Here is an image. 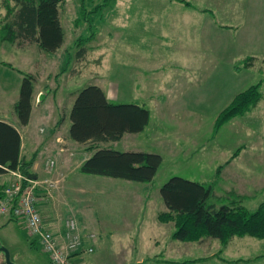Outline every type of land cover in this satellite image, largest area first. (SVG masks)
<instances>
[{
  "label": "rangeland",
  "instance_id": "1",
  "mask_svg": "<svg viewBox=\"0 0 264 264\" xmlns=\"http://www.w3.org/2000/svg\"><path fill=\"white\" fill-rule=\"evenodd\" d=\"M263 2L236 0L231 10L237 13L226 21L221 12L228 4L226 0H64L60 9L64 43L55 53L21 51L10 40H3L8 31L0 29V81L9 86L8 116L12 119L15 113L11 97L18 98L24 74L34 75L38 91L48 97L35 108L24 131L37 129L40 124L54 129L59 121L69 133L74 100L88 85L102 88L111 103L137 104L150 111L144 131L126 134L118 144L110 145L122 152L161 155L156 176L142 183L86 175L82 183L86 192L70 197L77 213L69 216L82 218L83 222H77L82 249L93 251H79L69 264L75 256H81L79 264L125 263V244L117 241L120 235L129 236L128 241L134 243V257L143 245L147 251V238L148 253L160 250L153 241L166 248L173 240L174 225L158 220L167 210L161 187L174 176L211 186L210 203L217 206L239 201L236 204L253 212L264 203V35L250 34L264 30V14L256 10ZM99 3L105 6L85 22L84 15ZM248 3L255 7L251 15ZM6 7V0H0L1 13ZM200 12L204 16H195ZM214 18L218 24L230 20L235 24L233 29L223 26V30H215L214 38L212 35L216 60L207 45L212 27L205 24ZM225 29H232V34ZM194 41L200 46L198 51L210 59L203 58L205 63L196 60L194 65L187 62V69H182L180 55L184 49L181 56L193 54ZM260 83V101L219 124L233 99ZM39 113L53 114L54 124L37 123ZM95 145L105 148L106 143ZM89 146L74 142L76 158L88 153ZM42 151L35 159L40 165L48 156H55L49 150ZM127 222L132 225L130 231L125 228ZM58 231L64 234L67 229ZM0 239L22 264H54L41 251L39 242L14 220L0 216ZM251 239L247 247H238L240 258L250 260V264H264L260 257L264 256V240ZM150 263L161 264L160 259Z\"/></svg>",
  "mask_w": 264,
  "mask_h": 264
},
{
  "label": "trees",
  "instance_id": "2",
  "mask_svg": "<svg viewBox=\"0 0 264 264\" xmlns=\"http://www.w3.org/2000/svg\"><path fill=\"white\" fill-rule=\"evenodd\" d=\"M11 2L13 6L6 0V24L3 30L8 31V36H4L3 40L20 43L23 38L26 43L36 42L40 50L49 53H55L62 47L64 30L60 9L64 0ZM80 2L84 3V0ZM104 6L101 3L94 6L91 13L84 15L85 22L91 18L90 14L98 12ZM15 29H18V33ZM35 83L34 75L24 74L19 99L15 104V112L22 126H26L31 118ZM261 84L239 93L223 111L219 124L254 107L262 96L259 92ZM70 119V139L76 143L90 144L87 150L93 152L81 164L79 170L82 174L142 183H149L154 179L162 164L161 155L122 152L95 145L116 142L126 134L144 131L150 120V111L147 108L137 104L111 103L102 88L88 85L78 92ZM20 148L21 138L18 130L0 121V175L18 169L33 176L29 171L32 163L20 160ZM221 168H218V172ZM212 195L211 186L178 176L170 178L161 187V196L167 210L158 215V220L161 223L173 222V240L197 242L210 237L218 239L223 246L235 237L250 236L264 240V203L250 212L243 205L236 204L239 201L219 206L210 203Z\"/></svg>",
  "mask_w": 264,
  "mask_h": 264
},
{
  "label": "crops",
  "instance_id": "3",
  "mask_svg": "<svg viewBox=\"0 0 264 264\" xmlns=\"http://www.w3.org/2000/svg\"><path fill=\"white\" fill-rule=\"evenodd\" d=\"M226 1L228 4L225 6V9L221 12L227 21L228 19L234 17L237 11L234 9L231 10V7L236 4V0H226ZM13 5L14 4L12 2L11 6ZM229 6L230 8H228ZM247 8H249L247 11L248 15H251L255 11L254 4L251 5L250 3H248ZM256 10L261 11L264 14V2L259 4ZM181 16L183 17L185 15L182 14ZM195 16H199V17L204 16V13L200 12L195 14ZM5 18H6V12L5 13L0 12L1 31L3 30L4 25L6 24ZM202 20L203 19H201V21ZM205 24H208V27H212L211 30L208 31L209 39L207 40L208 41L207 45H208V52L209 53L211 52V54H213L214 60H216V51H217L215 47L216 43L212 42V35L214 38L216 35L215 30L220 29L223 26L230 27L233 29L234 27L232 26H235V24L233 23V20H230V22H224L218 24L215 21V18H214V22H211L210 20L209 21L205 20ZM232 29H225V31L229 32V34H232ZM15 31L18 33V29H15ZM250 34L264 35V30H257V32H252ZM186 37L188 39V37H190V34L187 33ZM13 46L20 49L21 51H25L26 49V51L32 50V52L34 53L38 52V54H40V48L36 42L26 43L23 38L21 39L20 43H13ZM36 46H37V51H35ZM191 47L192 50H190V52L192 53L193 51V54L187 56L186 55L181 56L183 55L186 49L182 51L181 55L179 53L180 61L184 62V64L180 65V67L183 66L182 69H187V62L188 63L192 62L194 65V62L196 60L202 62L203 58H205L206 60L210 59L209 55L206 56L205 54L198 51V47H200L198 46V42L194 41V46L191 45ZM202 48H203V44H202ZM202 63L205 62L203 61ZM34 65H35V60H34ZM37 87L38 86L36 85L31 118L35 108L39 109L41 103H43L48 98V97L45 98V95H42V93L38 91ZM11 99L13 101L12 103L15 109V104L18 101L16 99H19V96L18 98H16V96L11 97ZM9 100H10L9 86L7 83H4L1 80L0 81V121L6 122L18 130L21 138L20 160H22L23 162L32 163L31 167L29 168V171L30 173L33 174V177H36L39 180H44L51 177L46 172L45 163H47L48 160H53L56 163L53 177L54 178H57L59 176L64 177V181L62 182L59 189L53 191L51 195L42 199L40 203V210L45 222L47 223L48 228L52 230L57 228L62 229L65 227V221L71 217H74L76 221L79 223L83 222L82 218L77 216V214L76 216H69L70 215L69 213L72 212L77 213L72 203L70 202L71 201L70 197H77L78 194H82L86 192V189L82 187V183L86 178V174H82L79 168L81 164L93 154V152L88 151V153L81 154L79 156V159H77L76 158L77 151L74 147V141L70 139L69 133H67V129L59 121H56L55 123L56 126L54 127V129H48L40 124L37 129L33 128L31 130L24 131L29 125L31 118L26 126L20 125L16 112L14 113L11 119L8 116V111L6 110V106ZM58 107H60V103L58 104ZM52 117L55 116H53V114L49 116L48 114L39 113V116L37 114V123L52 122L54 124L55 120H53ZM124 137L125 135L123 136V138ZM123 138L121 140H123ZM121 140L112 143L118 144V142H120ZM110 143L111 142H107L105 148L113 149L111 148ZM42 149L45 150L42 151ZM39 150L42 151L41 154H43L46 150H49L52 152L53 156L54 154L55 156L54 157L48 156L47 158H45L46 160L44 164L40 165L38 162H35L36 157L40 153ZM234 159L235 158H233L232 161ZM11 180H12V175L9 171L0 175V185H6ZM67 211L68 214H66ZM0 216L5 218V220H12L7 216L1 214ZM127 223L128 224H126L125 228H128V230L130 231V229H132V225H130L129 222ZM85 227L87 231H91L89 228H87V225ZM145 227L147 228L148 225ZM120 236L117 237V241H119V244H125V252L122 254L124 258H127V261L121 264H126V263L131 264L132 260H134V264H148V261L158 260V259H160L161 264H250V260H244L240 258L238 247L239 246L243 247L244 244L247 247V244H249L253 240L251 239L253 237L250 236L235 237L232 240H230V242L226 246H223L218 239H214L210 237L203 238L197 242H181V241L172 240L170 243L166 245V248L164 247L163 249L159 246L160 244L159 241H156L154 243V241L152 240L153 241L152 243L156 247V249H160V250L159 252H154V249H152L148 253V238H147L144 239L146 242L145 246H147V251L143 250V246H144L143 245L141 252H139L134 257L133 256L134 243L128 241L129 236L128 237L127 236L120 237ZM130 238L133 240L131 236ZM236 239L238 240L236 241L237 242L236 245H234L235 244L234 240ZM234 248L237 249L238 251L237 254L233 253ZM79 257L81 256H75L72 259V264H79L77 263V259ZM260 257L262 258V260L264 259V256H260Z\"/></svg>",
  "mask_w": 264,
  "mask_h": 264
},
{
  "label": "built area",
  "instance_id": "4",
  "mask_svg": "<svg viewBox=\"0 0 264 264\" xmlns=\"http://www.w3.org/2000/svg\"><path fill=\"white\" fill-rule=\"evenodd\" d=\"M56 163L48 160L45 169L51 176L39 180L20 170H10L12 180L6 185H0V214L23 225L30 238L36 239L41 251L54 264H69L71 257L79 251L92 253L91 248L82 249V236L77 221L71 217L65 221L64 234L48 228L41 210V200L61 186L64 177H53ZM93 237V236H92Z\"/></svg>",
  "mask_w": 264,
  "mask_h": 264
},
{
  "label": "flooded vegetation",
  "instance_id": "5",
  "mask_svg": "<svg viewBox=\"0 0 264 264\" xmlns=\"http://www.w3.org/2000/svg\"><path fill=\"white\" fill-rule=\"evenodd\" d=\"M1 248H6L9 251V259L12 263L22 264L17 260V258L13 257L12 251L10 250L8 245L1 239H0V264H9L6 253L4 251H2Z\"/></svg>",
  "mask_w": 264,
  "mask_h": 264
},
{
  "label": "water",
  "instance_id": "6",
  "mask_svg": "<svg viewBox=\"0 0 264 264\" xmlns=\"http://www.w3.org/2000/svg\"><path fill=\"white\" fill-rule=\"evenodd\" d=\"M33 178H36V177H33ZM1 250L6 253V256H7V259H8L9 264H14L9 259V251L6 248H1Z\"/></svg>",
  "mask_w": 264,
  "mask_h": 264
}]
</instances>
